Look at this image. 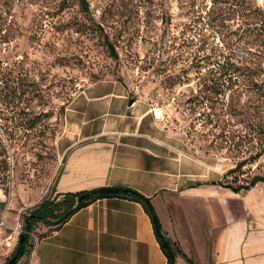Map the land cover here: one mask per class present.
Wrapping results in <instances>:
<instances>
[{
  "label": "rangeland",
  "instance_id": "rangeland-1",
  "mask_svg": "<svg viewBox=\"0 0 264 264\" xmlns=\"http://www.w3.org/2000/svg\"><path fill=\"white\" fill-rule=\"evenodd\" d=\"M87 1L0 0V221L24 232L55 195L61 135L90 117L116 131L142 117L224 185L264 174V0Z\"/></svg>",
  "mask_w": 264,
  "mask_h": 264
},
{
  "label": "crops",
  "instance_id": "crops-1",
  "mask_svg": "<svg viewBox=\"0 0 264 264\" xmlns=\"http://www.w3.org/2000/svg\"><path fill=\"white\" fill-rule=\"evenodd\" d=\"M99 119L61 135L57 194L133 188L151 198L163 233L194 263L264 264V181L236 192L218 174L193 171L198 164L189 155L167 154L141 131L142 117L121 131ZM38 230L37 264H169L151 216L128 197L97 199L61 227L41 223ZM176 264L190 263L179 255Z\"/></svg>",
  "mask_w": 264,
  "mask_h": 264
},
{
  "label": "trees",
  "instance_id": "trees-1",
  "mask_svg": "<svg viewBox=\"0 0 264 264\" xmlns=\"http://www.w3.org/2000/svg\"><path fill=\"white\" fill-rule=\"evenodd\" d=\"M79 2L85 10H89L90 6L87 0H79ZM110 47H111L112 53L116 56L114 47L113 46H110ZM255 85H257L256 87L259 88L258 92L260 93V96H261L260 98L261 107L264 108V82L261 85L259 84H255ZM259 155H262V154H257L256 157H258ZM242 165L243 163H240L237 165V167L242 166ZM261 181H264V174L254 176L248 184L244 183L238 186H230V185H225V186L232 188L236 192H239L243 189H251L258 182H261ZM102 188H96L93 190L82 191L78 193H58L57 194L55 192L54 197L43 199V201L38 205V207H36L33 211H31V213H29L25 217L26 223L24 225V229H25L24 231L27 232V235L22 243H20L19 241L14 252L11 254L10 257L7 258L6 262L11 257H13L17 251H19V257L15 264H18L19 260H21L24 256L29 254L32 244H33L31 233L33 232L37 224L43 223L47 226H51L57 229L61 227L64 223H66L77 211L88 206L89 204L96 201L97 199L105 198V197L122 196V197L131 198L135 201L140 202L144 206L147 213L151 216V219L155 227V231L157 233V236L159 237L161 247L168 257L169 264H176V258L179 255L187 259V261L190 264H196L190 258H188L186 254L182 252L178 243L174 242L171 238L167 237L163 233L158 215L155 211V208L153 206V203L150 197L144 195L143 193L133 188H129L133 190L132 192L119 191L117 193H101L99 192V190H101ZM94 190H97V192L93 193ZM85 193H90L91 195L84 198L82 201H79V197ZM157 223L159 224L160 231L164 239L168 243V248L164 245V240L162 239L159 233V230L157 228ZM28 225H30V229H28ZM6 262L4 264H6Z\"/></svg>",
  "mask_w": 264,
  "mask_h": 264
},
{
  "label": "built area",
  "instance_id": "built-area-1",
  "mask_svg": "<svg viewBox=\"0 0 264 264\" xmlns=\"http://www.w3.org/2000/svg\"><path fill=\"white\" fill-rule=\"evenodd\" d=\"M153 115L155 116V118L159 119L164 116V110L162 108H156L154 109ZM0 229L1 231H5V229L11 230V232L0 242V247H3L6 250L15 249L20 241V235L23 232V225L19 221L13 225H9L6 220H1ZM39 241L40 237L36 236L29 252V264H37L35 260V252Z\"/></svg>",
  "mask_w": 264,
  "mask_h": 264
},
{
  "label": "water",
  "instance_id": "water-1",
  "mask_svg": "<svg viewBox=\"0 0 264 264\" xmlns=\"http://www.w3.org/2000/svg\"><path fill=\"white\" fill-rule=\"evenodd\" d=\"M130 104H132V102H130ZM119 191H123V192H132L133 190L129 189V188H123V187H104L102 188L101 190H99V192L101 193H117ZM97 190H94L93 193H96ZM89 195H91L90 193H85L83 195H81L79 197V201H82L84 198L88 197ZM157 228L159 230V233L162 237V239L164 240V245L168 248V243L166 242V240L164 239L161 231H160V227H159V224L157 223ZM28 229H30V225H28ZM27 235V232L24 231L20 237V243L23 242V240L25 239ZM18 257H19V251L16 252V254L11 257L7 262L6 264H15L16 261L18 260Z\"/></svg>",
  "mask_w": 264,
  "mask_h": 264
}]
</instances>
